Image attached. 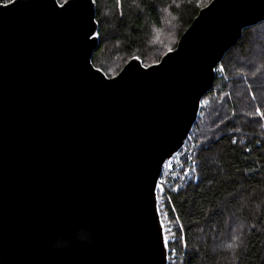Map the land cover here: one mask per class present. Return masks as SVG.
<instances>
[{"label": "water", "instance_id": "obj_1", "mask_svg": "<svg viewBox=\"0 0 264 264\" xmlns=\"http://www.w3.org/2000/svg\"><path fill=\"white\" fill-rule=\"evenodd\" d=\"M96 0L0 1V264H168L163 164L264 0H210L175 47L109 76Z\"/></svg>", "mask_w": 264, "mask_h": 264}, {"label": "trees", "instance_id": "obj_2", "mask_svg": "<svg viewBox=\"0 0 264 264\" xmlns=\"http://www.w3.org/2000/svg\"><path fill=\"white\" fill-rule=\"evenodd\" d=\"M208 1L96 0L94 65L112 76L131 56L158 61ZM219 67L189 134L194 172L164 188L168 264H264V21L244 29Z\"/></svg>", "mask_w": 264, "mask_h": 264}, {"label": "built area", "instance_id": "obj_3", "mask_svg": "<svg viewBox=\"0 0 264 264\" xmlns=\"http://www.w3.org/2000/svg\"><path fill=\"white\" fill-rule=\"evenodd\" d=\"M220 69V67H218ZM217 69V74H218ZM202 104V101H201ZM197 144L194 143L189 137L185 140L183 146L175 152L169 159L165 161L162 167L161 177L158 183V209L163 223V230L168 243V261L174 256L173 248H170L169 242L174 240L173 223L167 216L165 209V201L167 194H164V188H175L178 186L177 182H184L189 179L194 172L195 166V153ZM161 182V184H160Z\"/></svg>", "mask_w": 264, "mask_h": 264}, {"label": "snow or ice", "instance_id": "obj_4", "mask_svg": "<svg viewBox=\"0 0 264 264\" xmlns=\"http://www.w3.org/2000/svg\"><path fill=\"white\" fill-rule=\"evenodd\" d=\"M170 51H171V49H170ZM259 111V110H258Z\"/></svg>", "mask_w": 264, "mask_h": 264}]
</instances>
